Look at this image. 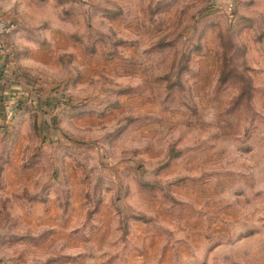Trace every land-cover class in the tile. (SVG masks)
I'll list each match as a JSON object with an SVG mask.
<instances>
[{
    "label": "rangeland",
    "instance_id": "374dc122",
    "mask_svg": "<svg viewBox=\"0 0 264 264\" xmlns=\"http://www.w3.org/2000/svg\"><path fill=\"white\" fill-rule=\"evenodd\" d=\"M0 16V264H264V0Z\"/></svg>",
    "mask_w": 264,
    "mask_h": 264
},
{
    "label": "built area",
    "instance_id": "2783aa9c",
    "mask_svg": "<svg viewBox=\"0 0 264 264\" xmlns=\"http://www.w3.org/2000/svg\"><path fill=\"white\" fill-rule=\"evenodd\" d=\"M14 27L15 25L13 23L0 16V38L8 34Z\"/></svg>",
    "mask_w": 264,
    "mask_h": 264
},
{
    "label": "crops",
    "instance_id": "0c3cea01",
    "mask_svg": "<svg viewBox=\"0 0 264 264\" xmlns=\"http://www.w3.org/2000/svg\"><path fill=\"white\" fill-rule=\"evenodd\" d=\"M5 46H6V38L4 36V37L0 38V66H1V69H3L2 65H1V63H2L1 58H2V53L4 52Z\"/></svg>",
    "mask_w": 264,
    "mask_h": 264
}]
</instances>
